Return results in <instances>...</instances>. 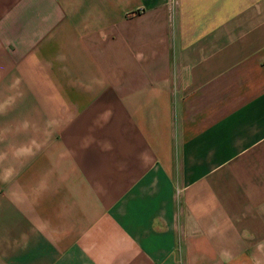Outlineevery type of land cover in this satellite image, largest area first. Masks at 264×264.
<instances>
[{
  "label": "crops",
  "instance_id": "crops-1",
  "mask_svg": "<svg viewBox=\"0 0 264 264\" xmlns=\"http://www.w3.org/2000/svg\"><path fill=\"white\" fill-rule=\"evenodd\" d=\"M16 91L0 264L264 259V0H0Z\"/></svg>",
  "mask_w": 264,
  "mask_h": 264
},
{
  "label": "clouds",
  "instance_id": "clouds-1",
  "mask_svg": "<svg viewBox=\"0 0 264 264\" xmlns=\"http://www.w3.org/2000/svg\"><path fill=\"white\" fill-rule=\"evenodd\" d=\"M20 80L18 78H15L13 82L10 85V90H17L19 89L20 86ZM22 92L16 91V94L14 96H8L6 97L3 101H0V114H5L9 109L14 107L15 102L17 99L22 97ZM23 129H27L29 127V124L27 121H25L22 125ZM35 141L32 142V145H35ZM33 146H25L21 147L16 150L15 155L17 157H25V156H31L35 155V151L38 150L37 148ZM7 158V153H0V161H3L4 159ZM15 170L12 168H8L4 170V173L2 176H0V179H2L4 182H8L9 180L12 179V177L15 175ZM209 236L214 237L216 235V229L215 228H210L209 229ZM257 251L264 253V241L259 242L256 245ZM220 259L221 261L224 262V264H231L232 261V253L225 249L222 250L220 253ZM252 264H264V259L253 256L252 257Z\"/></svg>",
  "mask_w": 264,
  "mask_h": 264
}]
</instances>
